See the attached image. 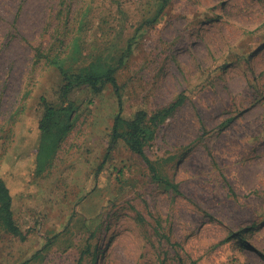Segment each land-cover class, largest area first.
<instances>
[{
	"label": "rangeland",
	"instance_id": "obj_1",
	"mask_svg": "<svg viewBox=\"0 0 264 264\" xmlns=\"http://www.w3.org/2000/svg\"><path fill=\"white\" fill-rule=\"evenodd\" d=\"M162 4L0 0V174L15 172L26 233L0 224V264H264V0ZM95 59L116 68L126 114L151 117L186 95L147 120L144 145L177 189L123 140L105 156L111 84L75 91L71 129L45 171L29 173L35 147L22 142L40 98L57 101L64 72Z\"/></svg>",
	"mask_w": 264,
	"mask_h": 264
},
{
	"label": "trees",
	"instance_id": "obj_2",
	"mask_svg": "<svg viewBox=\"0 0 264 264\" xmlns=\"http://www.w3.org/2000/svg\"><path fill=\"white\" fill-rule=\"evenodd\" d=\"M165 2L166 0H163L159 12H161ZM126 51L129 52V45ZM126 55L127 53H123L120 56L118 66L123 63ZM115 69V67L102 60L95 59L89 63L88 68L84 72H64L65 83L61 87L57 101H53L46 96L40 98L43 112L36 120L33 130L27 135L29 142L26 143V137H24L22 142L24 145L35 147V153L29 162V173L40 175L45 171L58 150L61 138L71 129L74 114L77 109V102L73 99L75 91L82 89V87H87L93 93L97 94L107 84H111L118 100V109L114 115L111 138L105 156L111 152L119 140H123L132 151L143 158L154 179L177 189L176 184L167 176L159 173L156 163L147 156L144 145L152 134L150 126H147V120L152 119L155 121L156 119L168 116L184 101L186 95L181 93L172 104L151 117L149 116V112L143 107L137 108L131 114H126L123 112V86L116 80ZM19 144L20 142L18 146ZM9 152L10 150L5 153L4 157L8 158ZM14 153L19 154L12 151L9 158H12ZM103 163L104 160L100 164V167ZM13 173L15 172L13 171ZM13 173L10 168H6L5 172L0 174V224L9 233L24 239L26 233L22 230L21 225L15 218L14 199L9 183V176L12 178ZM160 264L165 263L161 261Z\"/></svg>",
	"mask_w": 264,
	"mask_h": 264
}]
</instances>
